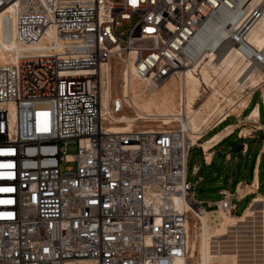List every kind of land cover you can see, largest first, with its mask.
Returning <instances> with one entry per match:
<instances>
[{
  "label": "built area",
  "instance_id": "obj_1",
  "mask_svg": "<svg viewBox=\"0 0 264 264\" xmlns=\"http://www.w3.org/2000/svg\"><path fill=\"white\" fill-rule=\"evenodd\" d=\"M239 3L0 0L11 40L34 46L0 62V165H12L0 167V264H175L186 256L188 223L206 210L193 191L202 177L187 179L188 158L201 148L210 165L213 154L207 161L198 141L230 116L199 136L182 114L110 131L118 107L102 113L101 80L118 56L131 59L134 77L148 86L191 67L198 31L220 9L242 13ZM260 10L233 38L243 53H254L243 39ZM226 45L227 38L215 51ZM199 171L193 164L191 174ZM235 190L219 191L208 210L236 214Z\"/></svg>",
  "mask_w": 264,
  "mask_h": 264
},
{
  "label": "bare ground",
  "instance_id": "obj_2",
  "mask_svg": "<svg viewBox=\"0 0 264 264\" xmlns=\"http://www.w3.org/2000/svg\"><path fill=\"white\" fill-rule=\"evenodd\" d=\"M263 3L264 0H240L242 13L237 9L233 11L220 9L194 38L192 52L200 54L196 64L171 75L157 85L148 86L145 81L135 78L132 60L118 56L114 64L125 63L122 72V95L112 96L113 67L112 63H108L106 77L102 78L100 86L102 113H111L112 105L117 106L119 111L110 114L109 130L129 132L134 127L152 128L153 123L159 122V126L164 125L174 115L182 114L188 118L191 128L194 131L198 130L196 136H199L223 116L234 115L237 118L240 112L246 109L252 90L264 85V57L262 58L261 54L264 48ZM258 7H261L260 16L253 21L243 39L254 53L245 48L243 53L232 44V41L235 35L242 32L238 30L239 27L247 20L251 21V11ZM7 16V13L0 14V62L15 61L19 54L34 48L33 45H21L11 40ZM225 38L227 45L223 47L224 50L215 51ZM44 44L43 39L39 45ZM247 88L251 91H244ZM261 91L264 103V87H261ZM125 107L131 108L135 114H120ZM226 108L229 111H226ZM257 117L258 108L255 106L246 116V123L256 122ZM140 120L143 124L137 125ZM235 126L238 124L223 128L198 143L205 152L207 161L211 158L212 147ZM247 133L248 130L244 128L241 136H246ZM261 152L264 154V145ZM237 184L235 193L239 198L255 193L259 187L257 170L254 171L251 183L244 186L239 182ZM174 199L177 207L183 208L182 198ZM256 203L260 204L259 209L255 208ZM206 211L188 223L187 253L175 264H188L187 259H194L193 264H238L240 252L248 250L258 251V264H263L264 197H252L239 215L229 214L218 208L220 221L215 224L212 231H208L206 227ZM227 236L232 239L227 241L228 244H224L222 239ZM65 264L94 263L69 261Z\"/></svg>",
  "mask_w": 264,
  "mask_h": 264
},
{
  "label": "rangeland",
  "instance_id": "obj_3",
  "mask_svg": "<svg viewBox=\"0 0 264 264\" xmlns=\"http://www.w3.org/2000/svg\"><path fill=\"white\" fill-rule=\"evenodd\" d=\"M118 1V0H116ZM124 31H127L128 28L123 26L121 28ZM112 70V96L122 95V79H123V70L119 69L118 65H113ZM261 87H264L262 84ZM261 87L257 88L253 93L254 102H258L260 100L261 105H264L261 94ZM249 89H245L244 91H248ZM250 92V91H249ZM116 93V94H115ZM245 98V97H244ZM243 98V99H244ZM242 99V100H243ZM254 104V103H253ZM252 106V105H251ZM251 106L247 108L245 111L241 113V116L236 118L234 115H231L225 122L219 125L216 129L209 132L203 139L199 140L198 143L202 142L204 139H207L211 134L217 132L220 128L228 124H239L240 130L242 128H246L248 130L247 137L238 138L237 132L233 133L229 139H226L219 149L217 150V154L214 157V160H211L210 165H206L202 161V150L201 148H194L191 151V154L188 158L187 163V179L192 183H196L198 181L199 176L202 177V180L199 181L195 187L194 198L197 200H201L205 203L206 206V227L208 231H212L215 224L220 221V215L217 209L208 210L213 208V206H207L206 203L209 201H216L220 199L222 196L219 194V191L222 189L228 190L230 192H234L236 184L242 183L249 184L252 182L253 171L258 166V177H259V187L255 191V193L249 194L243 197L240 200H235V204L237 207L236 214L239 215L243 212L244 208L248 205L249 201L254 196L264 197V154L260 151L262 146L264 145V130L257 131L253 138L250 136L251 129L253 127V123H246V116L251 111ZM251 108V109H250ZM119 111H117L118 113ZM129 114L133 115L135 112L128 107H125L120 114ZM118 115V117L120 116ZM235 115H237L235 113ZM241 121V122H240ZM143 124V121L140 120L137 122V125ZM152 126H159L158 123H153ZM249 135V136H248ZM243 144H248L247 150H243ZM215 149V148H213ZM212 149V151H213ZM211 151V152H212ZM229 154V157L225 161V155ZM260 156V161L257 162V156ZM193 164L200 165V171L197 175L191 174V168ZM259 203H256L255 208L259 209ZM193 226V225H192ZM228 236L223 238L224 244H228ZM227 242V243H226ZM223 244V243H222ZM245 250V248H243ZM258 251H242L240 252V257L238 259V264H258ZM257 259V260H256ZM257 261V262H256ZM188 264H193L194 259H187ZM256 262V263H255Z\"/></svg>",
  "mask_w": 264,
  "mask_h": 264
},
{
  "label": "crops",
  "instance_id": "obj_4",
  "mask_svg": "<svg viewBox=\"0 0 264 264\" xmlns=\"http://www.w3.org/2000/svg\"><path fill=\"white\" fill-rule=\"evenodd\" d=\"M257 89V88H256ZM256 89H253L252 90V92H251V96H249V100H248V104H247V107H246V109L247 108H249L251 105V108H254L255 106H257V108H258V117H257V119H256V122H254L253 123V127L254 128H252L251 129V132H250V136H252L253 138L255 137V133L257 132V131H262V130H264V105H261L262 103H260V100H258V102H254V95L255 94H253V93H255L254 91L256 90ZM249 91H251V90H249ZM248 91V92H249ZM260 97H261V94H260ZM254 103V104H253ZM245 108L240 112V114L238 115V118L241 116V113L243 112V111H245L246 110ZM244 113V112H243ZM242 113V114H243ZM249 124V123H248ZM230 125H236V124H228V126H230ZM226 126V125H225ZM227 126V127H228ZM240 125L238 124V126H235L234 128H233V130L229 133V135L227 134L225 137H223L221 140H219L215 145H214V147H212V149L213 148H215V149H213V151H212V149H211V153L213 154V156H212V161L214 160V157L216 156V154H217V150L219 149V147L221 146V144L226 140V139H229L230 138V136L233 134V133H236L237 132V137L238 138H244V137H247V135L245 136V135H242L241 136V131L244 129V128H242V130H240L241 128L239 127ZM226 128V127H225ZM240 128V129H239ZM223 128H221L219 131H221ZM219 131H217V132H215V133H218ZM215 133H213V134H211L210 136H212V135H214ZM248 134V133H247ZM209 136V137H210ZM249 136V135H248ZM246 145V149L245 150H247V148H248V144H245ZM261 151V150H260ZM227 154V153H226ZM211 159V158H210ZM225 161H226V159H225ZM256 161L257 162H259L260 161V156L258 155L257 156V159H256ZM256 170H257V180H258V185H259V177H258V166L256 167ZM254 171H255V169H254ZM254 171H253V177H254ZM252 180H253V178H252ZM223 190V189H222ZM221 191V190H220ZM255 197V196H254Z\"/></svg>",
  "mask_w": 264,
  "mask_h": 264
},
{
  "label": "snow or ice",
  "instance_id": "obj_5",
  "mask_svg": "<svg viewBox=\"0 0 264 264\" xmlns=\"http://www.w3.org/2000/svg\"><path fill=\"white\" fill-rule=\"evenodd\" d=\"M39 115L46 117L47 116V113H40ZM40 131H48L47 126L45 125V126L41 127L40 128ZM0 167L10 168V167H12V165L6 164V165H0ZM5 190L6 191H11V189H5Z\"/></svg>",
  "mask_w": 264,
  "mask_h": 264
}]
</instances>
